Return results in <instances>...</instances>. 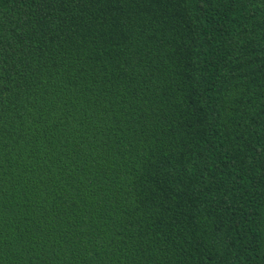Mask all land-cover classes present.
<instances>
[{"label": "trees", "instance_id": "trees-1", "mask_svg": "<svg viewBox=\"0 0 264 264\" xmlns=\"http://www.w3.org/2000/svg\"><path fill=\"white\" fill-rule=\"evenodd\" d=\"M0 264H264V0H0Z\"/></svg>", "mask_w": 264, "mask_h": 264}]
</instances>
